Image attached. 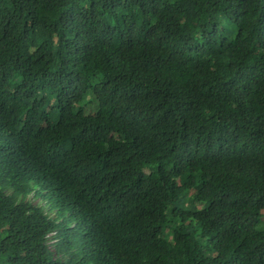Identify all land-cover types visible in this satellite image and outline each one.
Wrapping results in <instances>:
<instances>
[{
    "label": "trees",
    "instance_id": "trees-1",
    "mask_svg": "<svg viewBox=\"0 0 264 264\" xmlns=\"http://www.w3.org/2000/svg\"><path fill=\"white\" fill-rule=\"evenodd\" d=\"M0 264H264V0H0Z\"/></svg>",
    "mask_w": 264,
    "mask_h": 264
}]
</instances>
